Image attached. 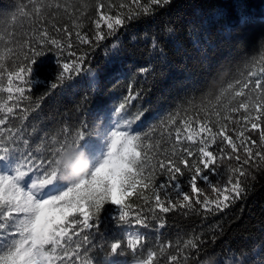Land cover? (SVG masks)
Wrapping results in <instances>:
<instances>
[{
	"label": "trees",
	"instance_id": "trees-1",
	"mask_svg": "<svg viewBox=\"0 0 264 264\" xmlns=\"http://www.w3.org/2000/svg\"><path fill=\"white\" fill-rule=\"evenodd\" d=\"M117 17L123 23L109 30L107 24ZM37 29L47 30L49 41L56 40L60 47L41 41L42 47L36 48L33 43V51L41 54L25 64L23 57L31 54L20 51L21 45L28 44L22 37L38 40ZM0 38L5 65L0 74V104L13 107L8 121L12 132L23 126L24 138L31 136L27 155L33 159L42 138L71 126L86 132L68 145L85 153L95 166L108 130L125 119L130 122L125 131L139 135L145 145H158L148 153L155 157L152 164L184 147L195 153L200 140L210 134L216 137L208 149L216 165L201 173L200 193L191 191L192 173L183 166V175L177 177L181 196L176 198L172 189V202L182 201L186 192L193 208L157 211L161 219L140 227L118 222V206L107 203L91 230L92 264H141L153 254L151 264H172V256L177 257L176 264H264V140L260 138L264 117L252 121L260 125L255 131L245 120V116L258 117L253 106L264 103V87L255 86L256 80L264 86V0H161L159 4L152 0H0ZM15 52L21 66H32V72L25 81L14 82V88L18 84L26 91L13 104L6 88L7 72L16 68ZM65 63L76 68L60 79ZM121 104L125 108L118 115ZM188 135L193 141H187ZM224 135L238 145L235 150L222 141ZM16 146L21 152L25 149L22 143ZM245 148L252 149L251 157ZM15 163L12 156L0 159V173L12 174ZM153 177L151 188L137 185L125 198V211L130 207L149 213V206L155 208L153 189L167 182L168 174L161 173L157 164ZM237 180L241 181L239 197L224 192ZM64 187L57 183L52 194ZM223 195L230 197L228 206L213 211L212 202ZM205 198L210 202L207 209ZM161 223L164 227H157ZM128 231L143 241L140 251L127 246ZM113 242L121 244L115 253L110 250Z\"/></svg>",
	"mask_w": 264,
	"mask_h": 264
},
{
	"label": "snow or ice",
	"instance_id": "snow-or-ice-1",
	"mask_svg": "<svg viewBox=\"0 0 264 264\" xmlns=\"http://www.w3.org/2000/svg\"><path fill=\"white\" fill-rule=\"evenodd\" d=\"M152 2L159 4L161 0H152ZM122 23L123 20L117 17L109 22L107 27L109 30H114ZM37 33L38 40L35 36L22 37L28 41V44L27 47L21 45L20 51L31 54L23 57L25 64L31 57L41 54L33 51V43L36 48L42 47L41 41L49 46L60 47L56 40L49 41L47 30L37 29ZM2 43L3 39L0 38V44ZM14 51L10 50V53ZM13 58L16 61V68L7 72L6 91L7 99L16 104L24 97L26 89L18 84L14 88V82L25 81L26 74L30 75L32 72V66H21L19 52H15ZM75 68L76 65L70 68L69 64L65 63L60 79H64V74ZM4 71V56L0 55V74ZM255 86L256 88L264 87L259 80L255 81ZM52 87L56 88L57 85L53 84ZM244 87L247 88L248 85L245 84ZM240 94L243 95V93ZM240 107L251 111L247 104H241ZM253 107L258 117L245 116V120L251 123V129L255 131L260 125L252 121L264 117V103L256 102ZM124 108L125 105L121 104L116 110L117 114L119 115ZM12 113L13 107L0 104V114H3L0 118V159L12 156L16 160L11 175L0 174V264H92L89 249L93 247L95 241L90 239L91 230L98 224L100 214L107 203L118 206V222L130 226L134 222L136 226L149 227L152 220L161 219L156 214L157 211L166 214L178 207L193 208L186 192L182 195V201L172 202L173 188L176 190V198H179L182 193L181 184L177 179L178 175H183L182 166L192 173L189 181L191 191L199 194L201 189L197 187V181L201 178V173L204 169L211 170L216 165V157L212 151L208 150L209 141L216 142V137L211 134L207 139L199 141L200 146L195 153L189 147H184L183 151L173 150L166 153L165 158L158 160L157 164L161 173L168 174V181L159 184L158 189H153L155 208L149 206L151 215L144 213L142 209L133 210L130 207L128 211H125L124 208L128 207L125 204V198L137 190V185H140L141 189L151 188V182L154 179L153 169L157 167V164L151 163L155 157L149 156L148 153L158 145L155 143L145 145L139 135H131L129 131L119 130L130 123L125 119L123 124L117 123L116 130L111 132L110 148L102 162L96 164L80 180L66 183L60 178L57 158L69 143H77L86 129L75 131L69 126L60 128L50 136H45L33 153L36 156V159H33L32 155H27L31 136L29 139L24 138L23 126L16 132H12L8 127ZM200 131L204 132L205 129L202 127ZM208 131L211 133L210 129ZM240 136V146H242L244 133L241 132ZM260 138L264 140V131L260 132ZM144 139L148 137L145 136ZM186 139L191 142L193 136L188 135ZM222 141H227L233 150L238 147L231 136H222ZM21 143L25 145L23 152L16 146ZM245 152L249 157L253 155L251 148H245ZM255 155L260 156L259 153ZM261 158L264 159V157ZM20 161H23V164ZM23 167H27L28 171L22 170ZM145 171L148 175L144 174ZM40 174L43 178H32L33 175ZM239 175L244 176V173L241 172ZM203 178L207 179L206 176ZM57 183H63L65 187L52 194ZM240 184L241 181L237 180L230 190L225 188L224 192L231 191L235 197H239L242 191ZM213 190L220 195L219 188ZM144 199L147 200L148 197ZM229 199V195H223L222 200L212 202L215 204L212 210L219 211L222 207H227L225 202ZM197 203L200 201L197 200ZM209 203L205 198L203 201L205 209L208 208ZM157 227L163 228L164 224H158ZM126 243L132 250L140 251L143 241L137 237L129 238ZM189 243L192 248L197 247L196 243L191 241ZM120 248L121 244L118 242L110 244L111 253H115ZM153 255H149L148 260L142 261L141 264H151ZM176 260L177 257L172 256V264H176Z\"/></svg>",
	"mask_w": 264,
	"mask_h": 264
},
{
	"label": "clouds",
	"instance_id": "clouds-1",
	"mask_svg": "<svg viewBox=\"0 0 264 264\" xmlns=\"http://www.w3.org/2000/svg\"><path fill=\"white\" fill-rule=\"evenodd\" d=\"M57 165L60 170V178L66 183L80 180L94 167L85 153L71 145H68L59 154Z\"/></svg>",
	"mask_w": 264,
	"mask_h": 264
},
{
	"label": "rangeland",
	"instance_id": "rangeland-1",
	"mask_svg": "<svg viewBox=\"0 0 264 264\" xmlns=\"http://www.w3.org/2000/svg\"><path fill=\"white\" fill-rule=\"evenodd\" d=\"M117 123H119V122L116 121V122L113 123L112 127L108 130V132H107L105 138H103V140H102V145H103V147H102V150H101V157H100V159L98 160V162H97L96 164L102 162L103 158L106 156L107 151H108L109 148H110V136H111V132H112L113 130H116V125H117ZM119 130H121V131H125V129H124L123 127H121ZM96 164H95V165H96ZM0 174H9V175H11L10 173H8V172H6V171H4L3 173H0ZM137 237H138V235H137L136 233L131 232V231H128V232H127V240H128L129 238H137ZM129 264H140V263L134 261V262H131V263H129Z\"/></svg>",
	"mask_w": 264,
	"mask_h": 264
}]
</instances>
